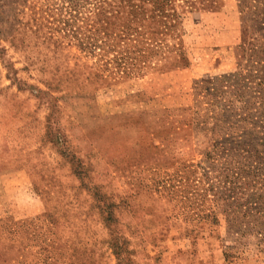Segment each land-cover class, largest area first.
<instances>
[{
  "label": "rangeland",
  "instance_id": "374dc122",
  "mask_svg": "<svg viewBox=\"0 0 264 264\" xmlns=\"http://www.w3.org/2000/svg\"><path fill=\"white\" fill-rule=\"evenodd\" d=\"M241 4L0 0V264H264Z\"/></svg>",
  "mask_w": 264,
  "mask_h": 264
},
{
  "label": "trees",
  "instance_id": "16d2710c",
  "mask_svg": "<svg viewBox=\"0 0 264 264\" xmlns=\"http://www.w3.org/2000/svg\"><path fill=\"white\" fill-rule=\"evenodd\" d=\"M249 2H250V0H248V1H247V0H244V4H241V5H240V8H242V9H244V10H245V9H248L246 13H250V12H252L253 8L256 7V6L253 5V4L250 5ZM244 10H243V11H244ZM258 10H259V9L257 8V11H258ZM237 212H239V211L236 210V211L234 212V214L237 213Z\"/></svg>",
  "mask_w": 264,
  "mask_h": 264
}]
</instances>
